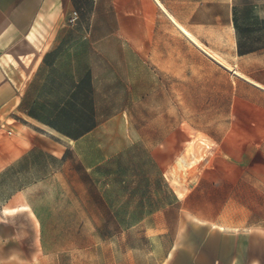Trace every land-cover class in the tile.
<instances>
[{"label":"crops","instance_id":"crops-1","mask_svg":"<svg viewBox=\"0 0 264 264\" xmlns=\"http://www.w3.org/2000/svg\"><path fill=\"white\" fill-rule=\"evenodd\" d=\"M82 2L0 0V264H49L75 243L96 244L78 264H264V0H141L159 62L138 64L206 83L207 122L172 158L202 164L181 199L122 226L91 184L112 156L84 155L108 124L97 62L75 46L95 35L100 49L123 27L114 9L83 26Z\"/></svg>","mask_w":264,"mask_h":264},{"label":"rangeland","instance_id":"rangeland-1","mask_svg":"<svg viewBox=\"0 0 264 264\" xmlns=\"http://www.w3.org/2000/svg\"><path fill=\"white\" fill-rule=\"evenodd\" d=\"M132 1L82 2L83 26L94 27L97 13L114 9L123 30L108 38L100 49L94 43L95 35L75 46L82 59L97 62L93 73L98 76V83L102 82L104 120L108 124L91 136L93 148L88 146V150H83L84 155L89 161L95 156H112L99 166V177L94 175L91 184L103 186L107 199L120 204L121 209L115 211L120 226L128 220L135 225L160 206L175 205L181 199L182 188L187 186V173L196 171L202 164L184 169L172 163V158L182 141L187 140L189 128L204 126L207 122V114L203 112L207 102L203 97L206 83H176L158 68L138 64L159 61L154 59L156 53L152 47L145 48L143 44L145 23L141 16L150 11L141 0ZM73 27H79L78 22ZM101 27L106 29L107 24L104 22ZM76 31L71 35L73 43L79 42L78 28ZM125 62L131 65L127 67ZM127 125L131 130H126ZM73 153L80 154L78 149ZM64 245L57 244V258L49 260V264H71L70 261L78 264L79 248L94 249L96 244H72L71 256L63 252ZM26 264L38 263L28 260Z\"/></svg>","mask_w":264,"mask_h":264},{"label":"built area","instance_id":"built-area-1","mask_svg":"<svg viewBox=\"0 0 264 264\" xmlns=\"http://www.w3.org/2000/svg\"><path fill=\"white\" fill-rule=\"evenodd\" d=\"M77 18L76 12H72L71 16L69 17L70 22H74Z\"/></svg>","mask_w":264,"mask_h":264}]
</instances>
